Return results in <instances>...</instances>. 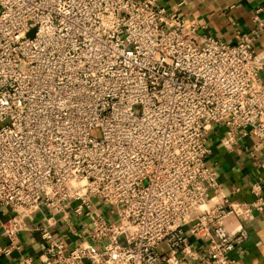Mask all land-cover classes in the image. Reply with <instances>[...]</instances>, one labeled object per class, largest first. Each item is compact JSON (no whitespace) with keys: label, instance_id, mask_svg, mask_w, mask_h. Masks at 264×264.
<instances>
[{"label":"built area","instance_id":"1","mask_svg":"<svg viewBox=\"0 0 264 264\" xmlns=\"http://www.w3.org/2000/svg\"><path fill=\"white\" fill-rule=\"evenodd\" d=\"M180 5L0 0V255L46 209L91 226L71 246L35 226L41 264H237L264 184L251 202L225 194L207 134L225 122L224 146L264 148V19L232 43Z\"/></svg>","mask_w":264,"mask_h":264},{"label":"crops","instance_id":"2","mask_svg":"<svg viewBox=\"0 0 264 264\" xmlns=\"http://www.w3.org/2000/svg\"><path fill=\"white\" fill-rule=\"evenodd\" d=\"M159 3L168 10L181 3V14L190 18L196 17L206 24L202 33L215 35L232 43L251 32L256 24V14L264 19V0H159ZM254 48L258 57L264 59V29ZM261 73L264 77V68ZM226 131L225 122L215 123L209 130L207 137L211 151L206 159L207 164L217 172L225 194L234 200L251 202L256 198L252 185L255 182L264 184V148L258 145L257 137L249 134H238L233 147L227 148L222 141ZM215 201L216 197L210 198L208 204L211 205ZM51 216L49 211L43 209L28 217V228L19 234L20 248L0 255V264H24L27 257L32 258L31 264H41L46 240L42 233L34 228L37 225L48 226L56 238L64 240L70 246L88 237L91 219L86 215L72 213L70 220L60 215L54 218ZM246 226L247 238L238 244L230 255L237 264H264V210H256ZM234 227L235 224L232 223L231 228ZM192 241L196 244V250L203 256V242L196 241L195 238H192ZM7 243L8 239L2 232L0 222V245ZM161 250H167V245L162 244Z\"/></svg>","mask_w":264,"mask_h":264},{"label":"rangeland","instance_id":"3","mask_svg":"<svg viewBox=\"0 0 264 264\" xmlns=\"http://www.w3.org/2000/svg\"><path fill=\"white\" fill-rule=\"evenodd\" d=\"M33 34V32H30L29 33V35H32ZM92 134L95 136V137H101L102 136V130H101V128H94L93 130H92Z\"/></svg>","mask_w":264,"mask_h":264}]
</instances>
